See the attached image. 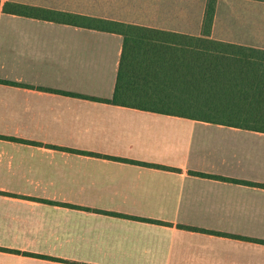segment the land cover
<instances>
[{
    "label": "crops",
    "instance_id": "obj_1",
    "mask_svg": "<svg viewBox=\"0 0 264 264\" xmlns=\"http://www.w3.org/2000/svg\"><path fill=\"white\" fill-rule=\"evenodd\" d=\"M12 1L198 36L207 0ZM225 1L211 37L264 48ZM122 51L0 10V79L17 82H0V264H264V131L69 94L111 97Z\"/></svg>",
    "mask_w": 264,
    "mask_h": 264
},
{
    "label": "trees",
    "instance_id": "obj_2",
    "mask_svg": "<svg viewBox=\"0 0 264 264\" xmlns=\"http://www.w3.org/2000/svg\"><path fill=\"white\" fill-rule=\"evenodd\" d=\"M217 4L218 0L206 1L198 36L12 0H0V10L123 36L113 95H70L264 131V48L212 38Z\"/></svg>",
    "mask_w": 264,
    "mask_h": 264
},
{
    "label": "rangeland",
    "instance_id": "obj_3",
    "mask_svg": "<svg viewBox=\"0 0 264 264\" xmlns=\"http://www.w3.org/2000/svg\"><path fill=\"white\" fill-rule=\"evenodd\" d=\"M41 1V0H29ZM75 3L89 4V7H98L101 3L118 6V0H73ZM141 1V0H140ZM114 2V3H113ZM144 6L146 7L145 3ZM93 10V9H91ZM219 17L221 20L228 19V22L239 23V33L247 35L249 32L247 24H253L252 37L264 38V4L253 3V1L228 0L220 4ZM234 29V27H232ZM252 39V38H251Z\"/></svg>",
    "mask_w": 264,
    "mask_h": 264
}]
</instances>
